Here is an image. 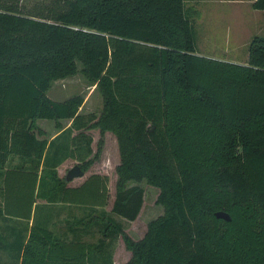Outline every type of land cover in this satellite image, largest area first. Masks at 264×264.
<instances>
[{
    "label": "trees",
    "instance_id": "trees-1",
    "mask_svg": "<svg viewBox=\"0 0 264 264\" xmlns=\"http://www.w3.org/2000/svg\"><path fill=\"white\" fill-rule=\"evenodd\" d=\"M191 16L184 0H0V214L26 226L7 244L18 264H111L119 236L123 264H264V36L250 37L242 63L203 56ZM77 73L100 96L97 115L79 113V94L46 95ZM39 119L69 125L47 142ZM92 128L117 143L108 212L106 175L70 187L55 170L96 159ZM141 180L163 211L133 240L110 214L137 217ZM37 199L83 206L75 228L100 237L65 241L38 218L28 226Z\"/></svg>",
    "mask_w": 264,
    "mask_h": 264
},
{
    "label": "rangeland",
    "instance_id": "rangeland-1",
    "mask_svg": "<svg viewBox=\"0 0 264 264\" xmlns=\"http://www.w3.org/2000/svg\"><path fill=\"white\" fill-rule=\"evenodd\" d=\"M184 5L186 10H191L192 16L189 20L192 23L195 34V52L200 55L239 62V41L242 43L240 51H243L245 39L253 35L263 36L262 34H264L262 30H256L258 23L254 19L255 10L250 8L248 0H184ZM73 94H79L83 99L78 110L79 113L92 112L95 115L99 113L101 106L99 94L94 85L87 84L78 73L53 81L46 92L47 97L56 101H62ZM64 124L65 121H61V125ZM43 125L52 127L55 124L53 121L47 120ZM87 133L91 136L93 152L96 149V141L101 137L102 143L98 156L86 169L82 170V177L74 178L68 183H77L86 178V175L91 172L104 173L108 179V200L104 211L108 212L113 198L116 178L114 166L118 163L117 143L114 135L109 131H104L100 134L97 128H92ZM73 164H75V161L70 159L58 164L57 168H55L57 175L63 178L66 171ZM137 185L143 189L142 205L137 217L132 221H127L118 215L110 214L112 219L121 225L123 232L133 240L141 238L145 232L147 222L161 215L163 211L162 206L155 201L158 189L146 184L144 180L137 182ZM62 210L64 212L61 214L64 215L73 213L76 216H81L80 210ZM39 211L40 209L37 207L33 214L35 222L36 218L39 217ZM86 211L85 208L82 215L85 216ZM23 223L3 217L0 214V264H18V257L10 250L7 244L15 239L14 233L25 229L26 226ZM59 223L62 224V222ZM66 225L67 222L65 220L64 224L55 225V227L60 230L65 229ZM92 227L87 229L92 231V235H90L92 237L85 236V238L94 240L97 230H95V226L94 228ZM126 253L128 251L124 248L123 241L119 236L113 243L112 256L114 263L122 264L126 260Z\"/></svg>",
    "mask_w": 264,
    "mask_h": 264
},
{
    "label": "crops",
    "instance_id": "crops-1",
    "mask_svg": "<svg viewBox=\"0 0 264 264\" xmlns=\"http://www.w3.org/2000/svg\"><path fill=\"white\" fill-rule=\"evenodd\" d=\"M251 1L252 0H248L249 3ZM254 13H255V15H254L255 18L254 19L258 23L256 30L257 31L262 30L264 32V10H255ZM262 35L264 36V34H262ZM249 39L250 38H247V39L244 40V42H243V51H240L242 49V43H241V41H239V63L245 62V60H246V46H247V43H248ZM210 57H212V56H210ZM227 61H231V60H227ZM46 121L47 120L39 119V120L36 121V125H37V128L39 129V132H40V134H38L37 137L38 138H44V139H46L47 142H49L51 139H53L58 133H60V131H62L63 129L67 128L68 125H69V120H64L65 124L61 125V128H57V127H55V125H53L52 127H50V126L45 127L43 124ZM75 133H76V131L72 130L70 132L69 136L68 135H63L61 137L62 138L61 141L68 144L69 137L72 136ZM68 159H70V158H65L62 162H65ZM9 160L12 163H14V162L19 160V157H18V155L12 154V155H10ZM70 160H73V159H70ZM90 174L105 175L104 173H100V172H91L88 175H90ZM88 175H86V176H88ZM77 178H80V177H77ZM83 180H81V181H79L77 183H73V184L68 183L69 181H66V183H67L66 185L70 186V187L78 186ZM107 181H108V179H107ZM107 188H108V182H107ZM107 198H108V189H107ZM107 200H106V202H107ZM111 202H112V200H111ZM111 202H110V205H111ZM37 207H38V209H40L39 217H38L39 222H41L43 224V226L47 227L50 231H52L53 234H55L56 236H58L62 240L69 241L71 239H76V241H80V242H95L100 237V233L96 231L95 233L97 235H96V238H94V240L93 239H89V238H85V236L92 237V236H90V235H92V231H89V230L85 231V229H83L82 227H76L75 228V225H74L75 220L78 219V218H82L84 216V215H82V212L84 210L83 206L67 205V204H62V203H47V202H45V201H43L41 199H37L35 201L34 205H33V210H31L32 211L31 212V218L27 222L28 226H30V224L33 222V214H34L35 209ZM62 209H67V210L70 209V210H74V211L75 210H80L81 211V216H76L73 213H71V214L67 213L65 215L61 214V213L64 212V210H62ZM68 217H69L70 220L68 219ZM14 220H16L18 222H22L23 221V220H19V219H14ZM65 220L67 222V225H66L65 229L58 230L55 227V225H58V226L62 225V224H64ZM58 222H62V224H60V223L58 224ZM73 228H75V229H73ZM92 228H94V226ZM128 257H129V252L126 253V260L128 259ZM111 264H115L113 256H112V253H111Z\"/></svg>",
    "mask_w": 264,
    "mask_h": 264
},
{
    "label": "water",
    "instance_id": "water-1",
    "mask_svg": "<svg viewBox=\"0 0 264 264\" xmlns=\"http://www.w3.org/2000/svg\"><path fill=\"white\" fill-rule=\"evenodd\" d=\"M82 176H83V171L79 168L77 163H75L66 171V173L64 175V180L65 181H70L73 178L82 177ZM214 216L216 218H220V219H223V220H229L228 214L223 212V211L215 212Z\"/></svg>",
    "mask_w": 264,
    "mask_h": 264
}]
</instances>
